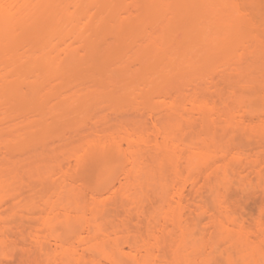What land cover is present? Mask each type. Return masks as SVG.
Listing matches in <instances>:
<instances>
[{"label":"rangeland","instance_id":"obj_1","mask_svg":"<svg viewBox=\"0 0 264 264\" xmlns=\"http://www.w3.org/2000/svg\"><path fill=\"white\" fill-rule=\"evenodd\" d=\"M96 1L87 3L90 8L82 5L85 10L78 7L82 15L74 17L76 26L52 34L46 45L55 63L52 70L38 73L41 69L33 66L35 71L23 76L34 49L41 54L34 39L35 44L26 45L24 30L0 50V213L5 218L0 221V264H228L227 252H243L252 237V248L264 246L259 231L241 234L239 223L245 219L244 226L252 228L264 207V129L259 119L264 115V13H256L264 11V0H199L198 16L204 15L199 21L205 26L196 30L201 42L194 35L190 39V33L185 40L180 29L175 35L163 31L160 25L171 21L172 13L163 19L151 7L146 12L140 0H113L117 10L113 7L110 18L104 12L113 2ZM163 2L170 7L189 3ZM239 7L249 14L244 16ZM139 14L146 17L145 26L130 28V19L137 20ZM245 17L250 32L244 24L241 29L233 25ZM223 21H231L237 32ZM254 28L262 29L260 36ZM12 50L19 52L14 53L17 59L10 58ZM23 50L32 53L27 56ZM211 50L214 54L206 57ZM240 79L246 82L239 84ZM245 140H250L248 145ZM104 159L112 162L101 180ZM181 185L183 210L178 205ZM20 187L25 233L21 250L9 228L15 216L10 215V195ZM215 200L230 209L216 206ZM135 239L139 247L132 245ZM144 241L152 247L147 250ZM131 248L136 257L129 254ZM237 259L244 264V258Z\"/></svg>","mask_w":264,"mask_h":264},{"label":"bare ground","instance_id":"obj_2","mask_svg":"<svg viewBox=\"0 0 264 264\" xmlns=\"http://www.w3.org/2000/svg\"><path fill=\"white\" fill-rule=\"evenodd\" d=\"M94 0H92V1H90V0H0V50L2 49L3 50V45L4 44H6V42L8 43V41H12V39H14V38H16V36H14L15 34H17V33H19L18 32V30L20 31V30H24V31H26V33H24V31L22 32V33H24L23 34V36H24V38L25 39H27L26 41V45H27V43L29 44V42H31V43H33V44H35L36 42L38 43H36L35 45L36 46H38V48H39V51L41 52V54L39 53V55H38V52L36 53L35 52V49H34V53L35 54H33L30 50L32 49V47L33 46H31V49L28 51V52H31L32 53V55H30L29 57V59H27L28 60V64L29 65H27L28 67H26V69L28 70L29 69V67L31 66V67H33V66H36L37 68H38V70H37V72L41 69V71L40 72H38V73H41L42 72V70H48V71H50V70H52L53 68H54V65H55V63H54V60L52 59V57L51 56H49V54L47 53V51H46V45H47V43H49V41H50V38H51V36H52V34L53 33H56V32H59L60 30H62V29H68V28H70V27H72L73 28V26H76V25H74V17H76L77 15H80L82 12L81 11H78L80 8H81V10L82 9H86L85 7H87L88 6V8H90V6H89V4L90 5H92L91 3L93 2ZM104 1V0H103ZM108 1V0H107ZM136 1V0H135ZM134 1V2H135ZM140 1H142V3H144L143 5L145 6V8H147V9H144L146 12H147V10H148V8H153V9H155V11H157V12H159V14H160V17L161 18H163V19H166V18H164L166 15L165 14H167L168 12V14L170 15V13H172V15H170L172 18H170V19H172L171 21H166L167 23H161L162 24V26L160 25V27H161V29L163 30V29H166L167 31L168 30H170L171 32H172V34L173 35H175L174 33H177V32H175V30H183V36H185V37H183L185 40L187 39V37H189V35H190V39H191V37H192V35H194V37H192V39L194 38V39H197V37L199 38V40H200V42L202 41L201 39V37L202 36H200V32H201V29H202V27L204 28L205 26H203L202 25V22H200L199 20V18H201V17H204V15L202 14L200 17L198 16L200 13H201V9L199 8V0H185L186 2H184V4L186 3L187 4V2H189L187 5H185V6H177V7H170L169 5H165L164 4V0H156V3H154L155 1H153V0H147V1H143V0H140ZM149 1H150V3H149ZM152 1V2H151ZM161 1V2H160ZM190 1H191V4H190ZM231 1V0H230ZM235 1V0H234ZM237 1H239V0H237ZM251 1H253V0H251ZM255 1V0H254ZM253 1V2H254ZM258 1V0H257ZM89 2V4H87ZM95 2H97L96 0H95ZM111 2H113V0H111ZM137 2V1H136ZM159 2V3H158ZM232 2H233V0H232ZM240 2H242V1H240ZM244 2V1H243ZM253 2H252V4H253ZM256 2V1H255ZM38 3H39V5H38ZM99 3V5L101 6V4L100 3H102L103 4V2H98ZM98 3H97V5H98ZM235 3V2H234ZM233 3V5L235 6L236 4H234ZM239 3V2H238ZM36 4V5H35ZM74 5L75 7V11L74 12H76L75 14L76 15H74V12H72L71 11V9H70V5ZM105 4V3H104ZM112 4V3H111ZM136 4V3H135ZM134 4V5H135ZM139 4V3H138ZM141 4V3H140ZM161 4V5H160ZM183 4V3H182ZM190 4V5H189ZM228 4V3H227ZM240 4V3H239ZM72 5H71V7H72ZM82 5H86L85 7H83ZM107 5H108V3H107ZM106 5V6H107ZM142 5V4H141ZM239 6V5H238ZM238 6H235V7H238ZM247 6V5H246ZM249 6V5H248ZM250 6H251V4H250ZM249 6V7H250ZM35 7L37 8V11L36 12H38V13H36V12H34L36 9H35ZM78 7H80V8H78ZM83 7V8H82ZM103 7V6H102ZM113 7H115V5H114V2H113V4L112 5H110L109 4V6L106 8V7H104V8H106V10H105V12H104V14H106V13H108V17L110 16L111 17V15L112 16H114L112 13H114L115 14V8H113ZM138 7V6H137ZM241 7H242V5H241ZM252 7L254 8V6L252 5ZM40 8H42V10L40 9ZM78 8V9H77ZM97 8H100V7H97ZM139 8V7H138ZM77 9V10H76ZM140 9H141V7H140ZM239 10H240V12L241 11H246V10H241L240 9V7L238 8ZM236 10L239 14H240V12H239V10ZM245 9H247V8H245ZM256 9V8H255ZM258 9V8H257ZM41 10V11H40ZM83 10V11H84ZM87 10H89V9H87ZM101 10H102V8H101ZM116 10H117V8H116ZM142 10V9H141ZM233 10H234V8H233ZM251 10V9H250ZM260 11H258V10H256V11H258V12H256L257 14L258 13H264V11L263 12H261L262 10L261 9H259ZM79 12V14H78V12ZM150 11V10H149ZM42 12V13H41ZM86 12H88V11H86ZM100 12V11H99ZM146 12H144V13H146ZM152 13H153V11H151ZM200 12V13H199ZM17 13H19V14H17ZM37 15H36V14ZM84 13H85V11H84ZM83 13V14H84ZM141 13V12H140ZM143 13V14H144ZM163 13V14H162ZM242 13V12H241ZM245 13H247V14H249V12L247 11V12H245ZM252 13H253V11H252ZM16 14H17V16H16ZM100 14H102V13H100ZM142 14V15H143ZM156 14V13H155ZM235 14V13H234ZM244 16H246L247 14H244V13H242ZM82 15V14H81ZM142 15H138L139 17H138V19L136 20L134 17H132L131 19H132V21H131V19H130V22L128 23L129 25H132L133 27H131V26H129L130 28H134V29H139V28H141V27H143V26H145V24L146 23H144L145 21H144V18L146 19V17H142ZM162 15H164V16H162ZM168 15V16H169ZM251 15V14H250ZM254 15H255V13H254ZM262 15H264V14H262ZM261 15V16H262ZM38 16H39V19H38ZM105 16V18L108 20L109 18H107V16L106 15H104ZM169 16V17H170ZM198 16V17H197ZM236 16H237V14H236ZM240 16H242L241 14H240ZM243 16V17H244ZM77 17H79V16H77ZM76 17V18H77ZM101 17V19L103 20V16L102 15H99V18ZM115 17H116V15H115ZM167 17V16H166ZM168 17V18H169ZM253 17V14H252V16H251V18ZM137 18V17H136ZM139 18H142V19H139ZM241 18V17H240ZM251 18L249 19V16L247 17V20L249 21V23H250V25H255V23L254 24H252V21L254 20V17L252 18L253 20H251ZM258 18V17H257ZM41 19V20H40ZM160 19V18H159ZM237 19H239V18H237ZM236 19V20H237ZM78 20H79V18H78ZM128 20V19H127ZM167 20V19H166ZM203 20V19H202ZM206 20H208V19H206ZM234 21V22H237L236 24H234V22H233V25L234 26H236V27H240V25L241 26H243V24H244V26H248L247 25V23H248V21H246V17H245V20H243V19H241V20H237V21ZM97 21H98V19H97ZM108 21H110V19L108 20ZM112 21H113V19H112ZM210 20H208V21H206V22H209ZM246 21V22H245ZM256 22H259L258 20H255ZM254 21V22H255ZM261 21V20H260ZM111 22V21H110ZM116 22V20H114V22L112 23L113 25H112V28H113V26H115L114 25V23ZM199 22V23H198ZM225 22V23H224ZM79 23V22H78ZM118 23V22H117ZM117 23H116V25H117ZM123 23H125V22H123ZM223 23L224 24H226V25H228V26H231V29H233V25H232V22L231 21H229V23H228V21L226 22V21H223ZM261 23V22H260ZM88 24V23H87ZM87 24H86V26L85 27H87ZM120 24H122V23H120L119 22V26H120ZM223 24V25H224ZM262 24V23H261ZM92 25V24H91ZM110 25H111V23L109 24V28H110ZM123 25V24H122ZM121 25V26H122ZM200 25H201V27H200ZM222 25V24H221ZM226 25H224V26H226ZM256 25H258V24H256ZM93 26V25H92ZM120 26V27H121ZM125 26V25H124ZM124 26H122V27H124ZM127 27H128V25H126ZM199 26V27H198ZM210 26V25H209ZM260 28H262L261 27V25L259 24L258 25ZM262 26H263V24H262ZM88 27H90L89 26V24H88ZM94 27H97L96 26V23L94 24ZM163 27V28H162ZM249 27V26H248ZM114 28H116V27H114ZM212 28V27H211ZM241 28H243V27H240V29ZM193 29V30H192ZM198 29H200V32H199V35H198V31H196V30H198ZM250 29V27L247 29V30H249ZM254 29H256L257 31H258V35H259V30H262V29H258V28H254ZM166 30H163V31H165L166 32ZM194 30H195V33H194ZM233 30H235V28L233 29ZM239 30V29H238ZM253 30V29H252ZM16 32V33H15ZM164 32V33H165ZM182 32V31H181ZM235 32H237V30H235ZM249 32H250V30H249ZM20 33H21V31H20ZM168 33V32H167ZM190 33V34H189ZM261 33H263V31H261ZM229 34V33H228ZM236 34V33H235ZM20 35V34H19ZM231 35V34H230ZM22 36V35H21ZM29 36V37H28ZM187 36V37H186ZM200 36V37H199ZM231 36H234V34L233 35H231ZM260 36V35H259ZM261 36L262 37H264V35H262L261 34ZM19 37V36H18ZM32 37V38H31ZM253 37H254V35H253ZM262 37H260L261 39H263ZM22 39L23 41H25V39ZM205 38V37H204ZM235 38H239L240 39V37H238L237 35H235ZM234 38V39H235ZM243 38V37H242ZM259 37H257L255 40H257ZM29 39V40H28ZM36 41V42H34V40ZM189 39V40H190ZM253 39V38H252ZM251 39V40H252ZM15 40V39H14ZM206 40V39H205ZM204 39H203V41H205ZM245 40V39H244ZM254 40V41H255ZM22 41V43H24ZM213 41V40H212ZM260 41V40H259ZM14 42V41H13ZM222 42V41H221ZM250 42V41H249ZM257 42V41H256ZM256 42H255V44H256ZM195 43H196V41H195ZM261 43H262V41H261ZM12 44V43H11ZM10 44V45H11ZM25 44V43H24ZM263 44H264V40H263ZM262 44V45H263ZM35 45H34V47H35ZM217 45H220V44H217ZM250 45V44H249ZM251 45H253V44H251ZM257 45V44H256ZM258 45H260V44H258ZM222 46V48H224L223 47V45H221ZM261 46V45H260ZM30 47V46H29ZM217 47V46H216ZM263 47H264V45H263ZM9 48V47H8ZM13 48H15V47H12V49ZM37 48V47H36ZM221 48V49H222ZM255 48V47H254ZM257 48V47H256ZM16 49V48H15ZM198 49V48H197ZM209 49V48H208ZM212 49V48H211ZM6 50H7V48H6ZM17 50V49H16ZM15 50V52H17ZM33 50V49H32ZM216 50H217V48H216ZM215 49H214V51L213 52H215L216 51ZM223 50V49H222ZM13 51V50H12ZM24 51V50H23ZM253 51V50H252ZM264 51V50H263ZM3 52V51H2ZM14 51H13V55H12V52H11V54H9L11 57L10 58H12L13 60L14 59H17V53H19V52H17L16 53V56L14 55V53H15ZM24 52H26V51H24ZM28 52H26V54L28 53ZM202 52V51H201ZM209 52V54H206L205 56L206 57H208V56H210V53L212 52V50L211 51H208ZM211 53V54H214V53ZM222 52V51H221ZM248 52V51H247ZM23 53V52H22ZM256 53V52H255ZM29 54V53H28ZM28 54H27V56H28ZM197 54V53H196ZM200 54V53H199ZM205 54V53H204ZM13 56H15V58H13ZM22 56V55H21ZM21 56H20V58H21ZM26 56V55H25ZM25 56H24V58H25ZM251 56V55H250ZM2 57V55H0V59H2L1 58ZM23 57V56H22ZM99 57V56H98ZM199 57V56H198ZM198 57H195L194 59H196V58H198ZM256 57V56H255ZM23 58V59H24ZM28 58V57H27ZM102 58V57H101ZM104 58V57H103ZM102 58V59H103ZM199 58H201V57H199ZM205 58V57H204ZM203 58V59H204ZM212 58V57H211ZM231 58H232V56H231ZM243 58V57H242ZM251 57H249V59H250ZM11 59V60H12ZM92 60L94 59H97V58H91ZM193 59V58H192ZM193 59V60H194ZM206 59V58H205ZM210 59V58H209ZM253 59V61H254V58H252ZM12 60V61H13ZM26 60V61H27ZM98 60H101V59H99L98 58ZM189 61H190V59H188ZM188 60H185V61H187L188 62ZM192 60V61H193ZM251 60V59H250ZM256 60H257V57H256ZM255 60V61H256ZM197 61V60H196ZM233 62V61H232ZM235 62V61H234ZM237 62V61H236ZM245 62V61H244ZM261 62V61H260ZM190 63H192L191 61H190ZM199 63V61L197 62V64ZM239 63V62H238ZM21 64H23L22 62H21ZM193 64H195V62H193ZM237 64V63H236ZM240 64H242L241 62H240ZM254 64V63H253ZM23 65H25V63L23 64ZM23 65H20V66H23ZM190 65V64H189ZM248 65V64H247ZM261 65H263V64H261ZM20 66H18L16 69H18ZM36 67H33V68H31V69H29V71H25V67L21 70V67L19 68L23 73V76L25 75H27V73H33V69H34V71H35V68ZM244 67V66H243ZM258 67V66H257ZM51 68V69H50ZM192 68H193V65H192ZM237 69H238V67H236ZM18 69V70H19ZM252 69V68H251ZM255 68H253V70H254ZM19 70V71H20ZM193 70H194V68H193ZM233 70V69H232ZM31 71V72H30ZM48 71H46V72H48ZM239 71V70H238ZM251 72H253L252 70H250ZM248 72L249 74L251 73V72ZM26 72V73H25ZM235 72H237V71H235ZM240 72V71H239ZM244 72H246V71H244ZM20 73V72H19ZM43 73V72H42ZM225 73V72H224ZM232 73V75H233V72H231ZM247 73V74H248ZM21 73H20V75H22ZM234 74H236V73H234ZM245 74V73H244ZM243 74V75H244ZM17 75V74H16ZM19 75V74H18ZM226 75V77H227V74H225ZM237 75H239V74H237ZM240 75H241V73H240ZM243 75H241V76H243ZM254 75V74H253ZM253 75H251V77H253ZM256 75V74H255ZM22 76V77H23ZM257 76V75H256ZM255 76V77H256ZM261 78H262V76L261 75H259ZM259 76H257V78L259 79ZM223 78V77H222ZM225 79V78H224ZM245 79V78H244ZM255 79V78H254ZM263 79H264V76H263ZM246 80V79H245ZM250 80V79H249ZM249 80H246V81H248L249 82ZM226 81V80H225ZM246 81H243V82H246ZM251 81V80H250ZM263 81V80H262ZM239 82V81H238ZM243 82H241V79H240V83L239 84H241V83H243ZM256 82V80H254V83ZM264 82V81H263ZM237 83V82H236ZM250 85H253V83L251 82V84H249V86ZM264 85V84H263ZM218 86V85H217ZM220 86V85H219ZM234 86V85H233ZM34 87H35V85H34ZM236 87H239V86H236ZM245 87V86H244ZM218 88V87H217ZM220 88V87H219ZM256 88V87H255ZM212 89V88H211ZM217 90V89H216ZM219 90V89H218ZM250 90V89H249ZM216 92H219V91H216ZM252 94V93H251ZM261 93H259V95H260ZM264 95V94H263ZM197 96V95H196ZM254 96V97H253ZM252 96V98H255V95H253ZM244 97V96H243ZM256 97H257V95H256ZM259 97V96H258ZM260 97H262L261 95H260ZM259 97V98H260ZM245 98V97H244ZM249 98H250V96H249ZM197 99V98H196ZM260 99H262V98H260ZM247 100H248V97H247ZM251 100V99H250ZM208 101H210L209 99H208ZM245 100H242V102H244ZM256 101V100H255ZM259 101V100H258ZM262 101H264V100H262ZM202 102H204V101H202ZM241 102V103H242ZM257 102V101H256ZM245 103V102H244ZM198 104V103H197ZM200 104H202V103H200ZM217 104V103H216ZM246 104V103H245ZM261 104L263 105L264 104V102L262 103L261 102ZM260 104V105H261ZM213 105V104H212ZM211 105V106H212ZM203 106V105H202ZM210 106V105H209ZM215 107H217L216 105H215ZM253 107H255V106H253ZM214 108V107H213ZM218 108V107H217ZM217 108H216V110H217ZM259 108V107H258ZM263 108V107H262ZM207 109V108H206ZM205 109V110H206ZM251 108H249V111H251L250 110ZM264 109V108H263ZM204 110V111H205ZM209 110V109H208ZM214 109H212L211 111H213ZM216 110H215V112H216ZM255 114H259L260 113V109H256L255 108ZM248 111V110H247ZM246 111V112H247ZM257 111H259V112H257ZM219 112V111H218ZM217 113V112H216ZM250 113V112H249ZM205 114V113H204ZM204 114H203V117H204ZM214 114V113H213ZM244 114H246L245 112H244ZM251 114V113H250ZM257 114V115H258ZM264 114V113H263ZM256 115V116H257ZM254 115H252V117H253ZM260 116V115H259ZM205 117H206V115H205ZM204 117V118H205ZM208 117H211V119H214L212 116H208ZM259 118V117H258ZM207 119V118H206ZM256 119V118H255ZM259 119H261V122L260 123H262L261 125L263 126V129H264V115H263V117H261L260 116V118ZM258 119V120H259ZM206 121V120H205ZM255 121V120H254ZM204 122V121H203ZM242 122V121H241ZM250 122H251V120H250ZM248 124H249V122H247ZM180 124V123H179ZM183 125V124H182ZM255 125V124H254ZM253 125V126H254ZM260 125V124H259ZM260 125V126H261ZM248 126H252V125H248ZM244 127H245V125H244ZM254 127H256V125L254 126ZM245 128H247V125H246V127ZM168 129V128H167ZM182 129V128H181ZM250 128H248V130H249ZM255 128H253V130H254ZM251 130V129H250ZM260 130V129H259ZM252 131V130H251ZM256 132H258V128L255 130ZM254 132V131H253ZM252 132V133H253ZM168 133V132H167ZM164 134H165V132H164ZM236 135H238V134H236ZM236 135H234V136H236ZM242 134H239L238 136H241ZM258 135H260V133L258 132ZM242 136H244V135H242ZM242 136H241V138H242ZM261 136H262V133H261ZM129 140L131 141L132 140V138H131V136H130V134H129ZM247 137V136H246ZM250 136H248L247 138H249ZM252 137V136H251ZM138 138H140V139H143L144 137H143V134L142 133H140L139 135H138ZM235 138V137H234ZM237 138V137H236ZM240 138V139H241ZM230 139V138H229ZM232 139V138H231ZM243 139V138H242ZM253 139V138H252ZM257 139V138H256ZM117 140V139H116ZM116 140H114V141H116ZM175 140V139H174ZM182 140V139H181ZM233 140H235V139H233ZM261 140H263V139H261ZM260 140V141H261ZM142 141V140H141ZM236 141H238V139L236 140ZM236 141H235V143H236ZM242 141H244V140H242ZM248 141H250V140H245V143H247V145H248ZM251 141H254V140H251ZM257 141V140H256ZM262 142H264V140L262 141ZM109 143H111L110 141H109ZM108 143V144H109ZM239 143V142H238ZM244 143V142H243ZM244 143V144H245ZM254 143H255V141H254ZM100 144L102 145L103 144V146H104V143L103 142H100ZM114 144V143H113ZM112 144V147H114V145ZM231 144H234V143H231ZM249 144H251V143H249ZM253 144V143H252ZM121 145V144H120ZM140 145V144H139ZM246 145V144H245ZM111 146V145H110ZM169 146V145H168ZM235 146V145H234ZM255 146V145H254ZM253 146V147H254ZM116 147V146H115ZM180 147V146H179ZM253 147H252V149H253ZM183 148V147H182ZM180 149V151H182L183 149ZM118 149V148H117ZM186 150V149H185ZM248 150H251V149H248ZM142 151H143V149H142ZM240 151V150H239ZM238 151V152H239ZM252 151V150H251ZM250 151V152H251ZM108 152L110 153V151L108 150ZM184 152V151H183ZM233 152H234V150H233ZM232 152V153H233ZM143 153V152H142ZM228 153V152H227ZM226 153V154H227ZM231 153V152H230ZM240 153V152H239ZM251 153H254V151L253 152H251ZM255 153H258L257 151H255ZM254 153V154H255ZM261 153V152H260ZM101 154H102V152H101ZM225 154V153H224ZM254 154H252V156L254 155ZM103 155V154H102ZM235 155V154H234ZM249 155H251V154H249ZM106 156H107V154H105V157L104 158H106ZM259 157V154L258 155H256V157ZM232 157V156H231ZM234 157V156H233ZM245 157V156H244ZM257 157V158H258ZM247 158V157H246ZM253 158V157H252ZM255 158V157H254ZM259 158H262V157H259ZM103 159V158H102ZM101 159V160H102ZM264 159V158H263ZM108 159H104V161H103V165L101 166V168H100V170H99V175H100V178H101V180H103V174L102 173H105V170L108 168V166L110 165V163H108V162H112V160H108ZM235 160V159H234ZM250 159L248 158L247 159V162L249 161ZM256 160H258V159H256ZM246 161V160H245ZM254 161V159H251V162H253ZM257 162H259V160L257 161ZM260 162H261V160H260ZM263 162V161H262ZM253 163H255V162H253ZM252 165V164H251ZM256 165V164H255ZM260 165V164H259ZM262 165V164H261ZM264 165V164H263ZM261 167V166H260ZM263 167V166H262ZM16 168V167H15ZM257 169V168H256ZM260 169V168H259ZM258 169V170H259ZM262 170V169H261ZM256 171V170H255ZM90 172V171H89ZM259 172V171H258ZM263 173H264V171H262ZM15 173H17L16 174V176H18L19 177V174H20V172H15ZM14 173V174H15ZM257 173V172H256ZM258 174V173H257ZM263 178V177H262ZM19 179V178H18ZM258 179H259V177H258ZM259 182V181H258ZM19 183H20V185H21V187H23L22 186V184H21V180L19 181ZM1 184V183H0ZM4 185L2 184V187H3ZM17 186H18V184H17ZM16 186V187H17ZM21 187H20V189L18 190V189H16V188H14V192H13V194H11L10 196H13L14 197V208H12L11 207V214L10 215H12L13 213V220H11L12 221V225H10L9 226V228L10 229H12V231L11 232H13L16 236H17V239H16V241H15V244H16V247L18 246L19 247V244L21 243L20 241H21V237H23L22 235H24L25 233H24V226H23V224H24V222H23V224H22V210H23V208H24V204H23V200H22V189H21ZM0 189H1V187H0ZM184 189H185V187L184 186H179L178 188H177V192H178V194L182 197V196H184L183 195V193H185L184 192ZM15 190H17V191H15ZM234 190V189H233ZM233 190H231V191H233ZM237 190V189H236ZM238 192V191H237ZM254 192V191H253ZM233 194V193H232ZM236 194V193H235ZM234 195V194H233ZM237 195V194H236ZM235 196V195H234ZM249 196V195H248ZM13 197H11V198H13ZM181 197H179V203H178V205H180L179 207H181L182 208V206L185 204L184 202H183V200H184V198L182 199ZM185 197V196H184ZM234 198H236V197H233V199ZM241 198V197H240ZM232 199V200H233ZM185 201V200H184ZM216 202H218L217 200H215ZM236 202H237V199L235 200ZM178 202V201H177ZM184 203V204H183ZM208 203V202H207ZM223 204V202H221V201H219L217 204H216V206L218 205V207L220 206V207H222L223 206V208H226L227 210H229L230 208H229V205L227 204V205H222ZM186 205H188V204H186ZM203 205L204 204H202V205H200L201 207H203ZM208 205V204H207ZM222 205V206H221ZM239 205V204H238ZM262 205V204H261ZM243 206V205H242ZM242 206H241V208H242ZM250 206V205H249ZM184 207V209L185 208H187V207H185V205L183 206ZM200 207V208H201ZM207 208L209 207V208H213V207H210V205L209 206H206ZM205 206L203 207L204 209H207ZM239 207V206H238ZM222 208V209H223ZM245 208V207H244ZM264 208V207H263ZM262 208V210L260 211V215L259 214H257V215H259L258 216V218L257 219H255V224L254 223H252V224H254L255 226H256V228H253V226H252V228H250V226H244V224H243V221L245 220V219H243V221L241 222H239L240 223V230H241V234L242 233H244V234H247L248 236H250L249 235V233H255V234H257V231H259L260 232V234L261 235H263L264 236V234H262L261 233V231L262 232H264L263 230V226H264V223H263V219H262V214L264 213L263 211H264V209ZM202 209V208H201ZM222 209H220L219 208V210H222ZM226 209H224L226 212H230V211H227ZM253 209V208H252ZM13 210V211H12ZM180 210H183V208L182 209H180ZM217 210V209H216ZM246 210H247V208H246ZM201 211H203V209L201 210ZM234 211H236V210H234ZM242 211H243V209H242ZM248 211V210H247ZM259 211V210H258ZM181 212V211H180ZM203 212H206V210H204ZM241 214V213H240ZM230 215V214H229ZM251 215H253V212H252V214ZM2 215H1V213H0V221L2 220V218H4L3 216L1 217ZM263 216H264V214H263ZM12 217V216H11ZM245 218V217H244ZM255 218H256V216H255ZM11 219V218H10ZM232 219V218H231ZM4 220H5V218L2 220L3 222H4ZM7 220V219H6ZM233 220H235L236 221V216H235V219H233ZM232 220V221H233ZM8 221H10V220H8ZM238 221V220H237ZM252 222V221H251ZM1 223V222H0ZM10 223V222H9ZM124 223V222H123ZM235 223V222H234ZM233 223V224H234ZM238 223V224H239ZM242 223V224H241ZM236 224H237V222H236ZM9 225V224H8ZM167 225V224H166ZM12 226V227H11ZM22 226H23V228H22ZM237 226H239V225H237ZM254 226V227H255ZM0 227H1V224H0ZM249 227V228H248ZM2 228H8V227H3V224H2ZM8 228V229H9ZM8 229L6 230H4V229H2L3 230V232L5 231H8ZM168 229V227L166 226V230ZM239 229V228H238ZM254 229V230H253ZM256 229V230H255ZM116 230V229H115ZM10 231V230H9ZM10 233V232H9ZM12 233V234H13ZM5 234V233H4ZM4 234H2V235H4ZM244 234L243 235H241V236H244ZM252 234V235H253ZM1 235V234H0ZM9 235V234H8ZM14 235V236H15ZM247 235H245V236H247ZM258 235V234H257ZM5 236L6 235H4V238H5ZM15 236V237H16ZM244 236V237H245ZM247 236V237H248ZM7 237H9V236H7ZM15 237H14V239H15ZM252 237V236H251ZM254 237H255V235H254ZM3 238V237H2ZM10 238V237H9ZM8 238V239H9ZM246 238V237H245ZM244 238V240L243 241H245L246 239ZM1 239V238H0ZM243 239V238H242ZM249 239V238H248ZM7 240V239H6ZM260 240V238H258V240L257 241H259ZM264 240V239H263ZM1 241V240H0ZM2 241H4V240H2ZM1 241V242H2ZM136 239H135V242H134V240H133V242L135 243V244H132V245H138V244H140V243H137L136 244ZM248 241V240H247ZM246 241V242H247ZM252 242H251V244H252V246H251V244H247V243H249V242H247V243H245L244 242V246H245V244H246V246L248 245L249 246V248H250V250H249V248H247L246 250H244L243 252H237L236 254H233V253H231V252H227V255L225 254L226 252V250L224 251V254L226 255V259H225V261L226 260H228L227 262H228V264H236L237 262L236 261H238V263H239V261H240V259L238 260L237 258H244V261H243V263L244 264H264V246H262V245H264V244H261V243H259L262 247H260V248H258L257 246V248L255 247V248H252V247H254L255 246V244H253V237H252V240H251ZM256 241V242H257ZM2 243H4V242H2ZM2 243H0V245L2 244ZM9 243V242H8ZM144 244H146V245H144L145 246V248L148 250V248H150L149 246H151L150 244L148 245L145 241L143 242ZM7 245V244H6ZM254 245V246H253ZM3 246H5V245H3ZM8 246V245H7ZM144 246L142 245V247H141V245H140V248L141 249H144ZM147 246V247H146ZM244 246H241V247H244ZM246 246H245V248H246ZM247 246V247H248ZM1 247H2V245H1ZM135 246H133L132 248H134ZM137 247V246H136ZM138 247H139V245H138ZM152 247V246H151ZM157 247V246H156ZM20 248V250L22 249L21 247H19ZM19 248H18V250H19ZM131 248V249H132ZM139 248V249H140ZM139 249H137V248H134V250L136 251V252H139ZM140 249V250H141ZM179 249V248H178ZM145 250V249H144ZM161 250V249H160ZM134 251V253H133V249H132V251H130L129 252V254L130 255H133L134 257H136V252ZM125 252V251H124ZM147 252H149L150 253V251H147ZM154 252H156V251H154ZM216 252H218V251H214L213 253H216ZM212 253V252H211ZM211 254V255H214V254ZM220 253V252H219ZM222 253V252H221ZM128 254V255H129ZM21 255V254H20ZM161 255V254H160ZM216 255V254H215ZM220 255V254H219ZM221 255H223V254H221ZM162 256H163V253H162ZM166 256V255H165ZM164 256V257H165ZM207 256V255H206ZM154 257V256H153ZM213 258H214V256H212ZM216 257H219V256H216ZM225 257V256H224ZM131 258V257H130ZM14 259V258H13ZM118 259V258H117ZM157 259H160V258H157ZM246 259V260H245ZM117 261L118 260H116V262H114V263H117ZM220 261V260H219ZM224 261V262H225ZM18 263H16V264H20V262L19 261H17ZM215 262H218V261H216V259H215ZM241 262V261H240ZM226 263V262H225ZM240 264V263H239ZM242 264V263H241Z\"/></svg>","mask_w":264,"mask_h":264}]
</instances>
